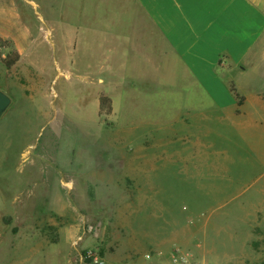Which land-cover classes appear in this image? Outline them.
Here are the masks:
<instances>
[{"label": "rangeland", "instance_id": "1", "mask_svg": "<svg viewBox=\"0 0 264 264\" xmlns=\"http://www.w3.org/2000/svg\"><path fill=\"white\" fill-rule=\"evenodd\" d=\"M13 3V43L0 50L20 55L11 71L0 63L11 100L0 118V264H264V118L237 127L170 53L126 51L118 9ZM97 14L115 16L109 36ZM187 107L207 108L201 130ZM197 138L199 155L188 146Z\"/></svg>", "mask_w": 264, "mask_h": 264}, {"label": "crops", "instance_id": "2", "mask_svg": "<svg viewBox=\"0 0 264 264\" xmlns=\"http://www.w3.org/2000/svg\"><path fill=\"white\" fill-rule=\"evenodd\" d=\"M13 2L0 0V38L10 44L13 43L11 21L19 17L12 14L13 7L8 8L14 5ZM93 2L113 11L118 9L117 22L122 29V44L126 51L139 46L142 52L170 53L173 64L180 67L194 85L202 87L216 111L215 115L234 117L231 123L237 127L253 126L257 124V117L259 120L264 118V101L256 93L264 89V0ZM98 16L93 17L98 21L96 27L105 30L103 35L109 36L108 30L114 25L115 16L111 15L107 20ZM21 39L26 41L27 33ZM223 75L228 76L244 95L241 106H238ZM186 110L192 131L201 130V122L207 120V108L204 107L202 112L191 107ZM237 110H241L239 115ZM190 144L192 152L197 149L198 155L207 147L200 139L192 140ZM189 163L193 164L184 161L186 170H189Z\"/></svg>", "mask_w": 264, "mask_h": 264}, {"label": "trees", "instance_id": "3", "mask_svg": "<svg viewBox=\"0 0 264 264\" xmlns=\"http://www.w3.org/2000/svg\"><path fill=\"white\" fill-rule=\"evenodd\" d=\"M11 44L6 41V40H3L2 38H0V50L2 48H8L10 47ZM20 60V55L12 50L10 51L9 53H7V55L3 58L1 53H0V63L4 66V68L7 70V71H11L19 62ZM230 85L232 87H230ZM229 87H230V92L233 93L234 97L236 98V100L238 101V106H241L242 103V97L239 96L237 90L235 89L234 85L233 84H230ZM228 87V88H229ZM100 106L103 108V107H108L109 106V100L107 98H101L100 99Z\"/></svg>", "mask_w": 264, "mask_h": 264}, {"label": "water", "instance_id": "4", "mask_svg": "<svg viewBox=\"0 0 264 264\" xmlns=\"http://www.w3.org/2000/svg\"><path fill=\"white\" fill-rule=\"evenodd\" d=\"M10 104H11L10 98L2 91H0V118L6 112Z\"/></svg>", "mask_w": 264, "mask_h": 264}]
</instances>
